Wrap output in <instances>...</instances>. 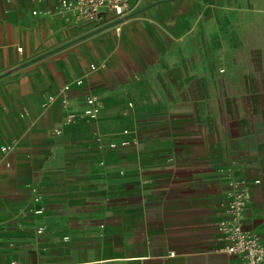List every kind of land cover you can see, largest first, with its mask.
<instances>
[{
	"label": "crops",
	"instance_id": "obj_1",
	"mask_svg": "<svg viewBox=\"0 0 264 264\" xmlns=\"http://www.w3.org/2000/svg\"><path fill=\"white\" fill-rule=\"evenodd\" d=\"M73 17L0 0V264H241L226 233L264 243V0Z\"/></svg>",
	"mask_w": 264,
	"mask_h": 264
},
{
	"label": "built area",
	"instance_id": "obj_2",
	"mask_svg": "<svg viewBox=\"0 0 264 264\" xmlns=\"http://www.w3.org/2000/svg\"><path fill=\"white\" fill-rule=\"evenodd\" d=\"M36 2L37 0H32ZM61 9L70 12L74 16L75 23H80L83 19L101 20L106 14L113 15L116 19H123L127 16L131 0H59ZM37 10H33V15H37ZM82 81H77L81 84ZM89 108L85 111V116L90 119H97L100 114V107L97 104L96 96L88 98ZM69 116V119H72ZM127 133V131H125ZM125 142V141H124ZM3 150H11L9 146H3ZM248 199L240 192L236 193L231 200V208L241 216L246 210ZM227 244L224 251L237 258L241 264H264V243L257 235H249L241 230H232L226 233ZM16 264V262H11Z\"/></svg>",
	"mask_w": 264,
	"mask_h": 264
},
{
	"label": "rangeland",
	"instance_id": "obj_3",
	"mask_svg": "<svg viewBox=\"0 0 264 264\" xmlns=\"http://www.w3.org/2000/svg\"><path fill=\"white\" fill-rule=\"evenodd\" d=\"M125 131H127V133H125ZM122 135H127L128 134V129H122ZM125 143H128V141L126 140ZM115 145H117V143H113Z\"/></svg>",
	"mask_w": 264,
	"mask_h": 264
}]
</instances>
